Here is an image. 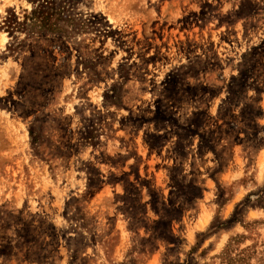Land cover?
<instances>
[{"label":"rangeland","instance_id":"obj_1","mask_svg":"<svg viewBox=\"0 0 264 264\" xmlns=\"http://www.w3.org/2000/svg\"><path fill=\"white\" fill-rule=\"evenodd\" d=\"M34 1L0 0V264H264V0L5 28Z\"/></svg>","mask_w":264,"mask_h":264},{"label":"trees","instance_id":"obj_2","mask_svg":"<svg viewBox=\"0 0 264 264\" xmlns=\"http://www.w3.org/2000/svg\"><path fill=\"white\" fill-rule=\"evenodd\" d=\"M36 4L31 10H24V18L21 20L13 11H9L3 18V25L10 31L28 32H66V23H71L66 16V5H58L57 0H36ZM229 258V256H228ZM247 258L237 255L229 259L230 264H248Z\"/></svg>","mask_w":264,"mask_h":264}]
</instances>
